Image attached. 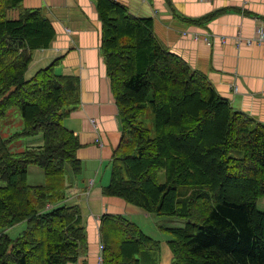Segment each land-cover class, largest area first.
<instances>
[{
    "label": "trees",
    "instance_id": "16d2710c",
    "mask_svg": "<svg viewBox=\"0 0 264 264\" xmlns=\"http://www.w3.org/2000/svg\"><path fill=\"white\" fill-rule=\"evenodd\" d=\"M22 1L0 0V117L17 107L23 121L11 137L0 133V264H68L88 244L81 208L65 203L66 176L83 170L79 136L64 124L81 103L80 78L57 74V61L27 77L33 52L50 47L56 28ZM15 8L19 17H8ZM97 9L122 122L104 196L186 220L183 227L159 225L170 235L171 264H264V123L165 48L152 19L115 0H97ZM36 135L43 137L38 148H9L13 139ZM30 166L44 171V183L29 184ZM22 222L19 235L6 233ZM100 240L102 264H161V241L124 215L102 217Z\"/></svg>",
    "mask_w": 264,
    "mask_h": 264
},
{
    "label": "crops",
    "instance_id": "0c3cea01",
    "mask_svg": "<svg viewBox=\"0 0 264 264\" xmlns=\"http://www.w3.org/2000/svg\"><path fill=\"white\" fill-rule=\"evenodd\" d=\"M115 1L136 17L152 19L154 34L165 48L206 75L234 108L264 123V43L238 45V39L254 36L259 19L264 21V0ZM22 6L42 9L56 28L50 47L33 52L27 77L57 61V74L80 78L81 103L64 124L79 136L82 147L77 156L83 170L78 176H66L65 203L81 208L88 244L86 253L68 264H100L99 227L106 214L127 216L148 235L156 233L152 237L161 241V264H171L170 237L153 222L156 216L120 197L103 194L122 122L101 49L97 0H23ZM20 12L21 8L11 9L9 17L16 19ZM41 136L28 137L27 147L41 146ZM32 168L29 184L44 183L45 175ZM258 208L264 211V197L258 200Z\"/></svg>",
    "mask_w": 264,
    "mask_h": 264
},
{
    "label": "rangeland",
    "instance_id": "374dc122",
    "mask_svg": "<svg viewBox=\"0 0 264 264\" xmlns=\"http://www.w3.org/2000/svg\"><path fill=\"white\" fill-rule=\"evenodd\" d=\"M9 15L10 14L8 11V17H9ZM145 122H146L147 127H149L150 129H153V127H154V125H153V112L150 108H148V110H147ZM22 124H23V121H22V117L20 115L19 109L17 107L11 108L7 112L6 116L0 117V133L2 134V137H4V138L11 137V135L14 132L19 131L21 129ZM27 139L28 138H25V137L13 139L9 143V148L13 152H20V151L24 150L25 148H27V146H28L27 145ZM32 167H33L32 169H36L37 171H40L41 173H43V175H45L44 171L41 168H39L37 166H32ZM158 180H159V182L165 181V173L164 172L159 173ZM126 218H127V216H126ZM153 222H155L161 226H165V227H183L186 225V220L184 218L173 217V216H163V215H156V218L153 219ZM24 228H25V223L22 222V223L15 225L14 227H11V228H8L5 230H6V233L10 234L11 237H16L17 235H19L24 230ZM146 230L149 232L148 227H146ZM150 232H152L151 236L157 235L153 231H150ZM158 233L160 234V232H158ZM99 234H100V229H99ZM166 235H168L170 237L169 234H166Z\"/></svg>",
    "mask_w": 264,
    "mask_h": 264
},
{
    "label": "built area",
    "instance_id": "2783aa9c",
    "mask_svg": "<svg viewBox=\"0 0 264 264\" xmlns=\"http://www.w3.org/2000/svg\"><path fill=\"white\" fill-rule=\"evenodd\" d=\"M241 42H245L248 45H252L253 43H256V44L264 43V21L259 19L256 25L254 36L250 38H245L243 40L238 39V45H240ZM100 247L102 248V245ZM100 260H101V257H100Z\"/></svg>",
    "mask_w": 264,
    "mask_h": 264
},
{
    "label": "clouds",
    "instance_id": "9594fccd",
    "mask_svg": "<svg viewBox=\"0 0 264 264\" xmlns=\"http://www.w3.org/2000/svg\"><path fill=\"white\" fill-rule=\"evenodd\" d=\"M99 229H100V227H99ZM100 242H101V240H100ZM100 246H101V243H100ZM101 250H102V248H101ZM100 257H101L100 264H102V253H101ZM100 257H99V259H100Z\"/></svg>",
    "mask_w": 264,
    "mask_h": 264
}]
</instances>
